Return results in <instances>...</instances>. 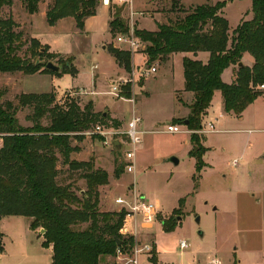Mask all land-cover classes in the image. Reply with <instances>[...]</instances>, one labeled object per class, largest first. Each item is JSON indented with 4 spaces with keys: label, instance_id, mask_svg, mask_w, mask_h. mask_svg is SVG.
Instances as JSON below:
<instances>
[{
    "label": "rangeland",
    "instance_id": "obj_1",
    "mask_svg": "<svg viewBox=\"0 0 264 264\" xmlns=\"http://www.w3.org/2000/svg\"><path fill=\"white\" fill-rule=\"evenodd\" d=\"M218 1L221 0H113L106 7V13L98 0L94 20L87 18L83 29L77 26L73 16L58 20L55 26L50 25L43 11L48 10L54 0H42L41 10L35 17L27 11L22 0H14L12 5L4 6L0 15L13 18L15 29L22 32L19 49L22 58L32 62L38 57L39 46L43 44L33 37L35 33L56 51L63 52L51 59L44 55L42 61L49 59L59 64L60 58L74 57L72 63L78 69L75 76L69 73L57 76L42 72H0V91L3 93L0 102L10 100L18 106L17 117L23 125H32L28 116L33 110L19 105L18 97L23 92L53 91L58 104L74 99L82 108L92 100L95 107V102L99 103L97 108L94 107L98 112L113 110L122 117L125 121L122 130L127 128L134 107L136 114L142 117V141L136 147L135 172L125 169L124 153L131 146L125 144L118 149L111 144L112 137L125 139L122 133L111 137L95 133L93 128L87 130L83 140L73 141L81 148L73 152L72 157L95 160L99 157V163L107 170L109 183L99 187L100 211L124 210L127 214V206L117 203V196L131 201L135 194L151 201H161L162 207L154 223L143 227L139 220L138 234L133 233L129 223L127 225L134 242L152 246L150 253L142 257L144 264H264L263 87H259L263 93L241 116L226 114L218 105L211 109L204 119L203 130L197 131L202 146L207 147L203 155L204 167L198 171L196 158L189 154L191 130L184 124H178L182 129L180 132L162 130L175 122L172 121L174 116L184 113L179 97L186 101L190 99L189 93L179 92L185 82L183 65L179 66L176 61L173 70L161 65L158 72L148 75L147 69L158 67L159 62L149 65L141 46L130 51V71L124 68V64H119L125 70V78H133V81L125 83L124 77H112L116 68L111 49H127V46L117 41L119 33L110 32L108 17L111 20L119 12L130 27L156 28V22L174 20L197 5ZM248 6V0H226L222 14L237 21L240 11ZM107 38L104 48L111 55L101 47ZM32 39L38 40L39 46H34ZM112 83L121 85L119 95L109 92ZM216 117L220 119L217 124ZM211 120L215 121L216 130L208 132L206 128ZM42 121L47 124L49 119ZM106 140L110 143L106 144ZM172 157L178 158L179 163L172 162ZM59 165L62 167L61 162ZM116 166L122 171L121 175L125 172L122 177L115 174ZM66 168L64 165L63 169ZM77 186L84 191L85 180H78ZM24 217L10 218L17 221L15 224L5 223L13 242L8 236L4 240L7 252L0 256V264L18 263L25 238ZM182 240L187 243L185 248L180 246ZM112 260L111 264H117Z\"/></svg>",
    "mask_w": 264,
    "mask_h": 264
},
{
    "label": "trees",
    "instance_id": "obj_2",
    "mask_svg": "<svg viewBox=\"0 0 264 264\" xmlns=\"http://www.w3.org/2000/svg\"><path fill=\"white\" fill-rule=\"evenodd\" d=\"M13 1L0 0V15L4 6L12 5ZM22 1L33 14L38 12L42 0ZM98 3V0H54L47 10V21L55 25L58 20L73 16L83 29L85 18L97 13ZM225 5L226 1L197 5L184 16L159 23L155 31L134 28L143 42L149 65L175 52H210L205 63L184 57L185 90L192 91L194 98L190 103L183 102L189 114L172 120L191 130L189 154L196 158L198 171L204 167L207 147L202 146L197 131L203 127V117L215 91L222 92L225 111L236 116H241L263 93L259 87L264 84V0H252L253 17L243 19L232 35L228 19L219 13ZM109 26L112 34L129 30L119 12ZM15 28L13 18L0 17V72L77 74L78 69L72 63L74 57L60 58L59 72L48 69V60L61 53L49 52V46H39L36 39L31 42L39 46L38 57L32 62L22 58L19 49L23 34ZM246 52L253 56L254 64L238 66ZM111 53L130 71V50L112 48ZM44 55L49 57L47 61H42ZM231 65L237 67V75L232 83H226L222 73ZM2 95L0 91V98ZM18 99L20 106L33 109L28 116L32 125L25 126L19 121L18 106L12 101L0 102V221L5 216L21 215L31 219L32 229L45 228L43 246L52 245V264H101L107 256H116L118 249L129 252L133 236L121 232L126 212L99 210V187L109 183L107 170L96 167L93 158L72 157L81 148L73 141L83 140L85 131L96 124L119 129L121 121L109 113L96 111L92 100L84 108L74 99L58 104L53 91L23 92ZM44 118L49 119L47 124L43 123ZM121 173L116 166L115 174L119 177ZM81 179L86 182L84 191L77 186Z\"/></svg>",
    "mask_w": 264,
    "mask_h": 264
},
{
    "label": "crops",
    "instance_id": "obj_3",
    "mask_svg": "<svg viewBox=\"0 0 264 264\" xmlns=\"http://www.w3.org/2000/svg\"><path fill=\"white\" fill-rule=\"evenodd\" d=\"M99 1L101 3V0H99ZM221 1H226V0H221ZM248 2H249V6L246 8V10L244 9V10H241L240 11V14H239V17H238L237 21H232L229 15H226V14L223 15L222 14V10H223V8L226 5L219 11V13L222 16L226 17L228 19V21H229V33H230V35L233 34V31L237 28V26L241 23V21L243 19H251L253 17V13H252V0H248ZM250 4H251V6H250ZM101 6L104 9V11L107 13V10H106V7L107 6L103 5L102 3H101ZM40 10H41V5L39 6L38 12ZM99 10H100V8H99ZM38 12L33 13V16L35 17V15ZM46 13H47V9L46 10L44 9V11H43L44 17L46 16ZM95 15L89 16L90 18L87 17L88 20L93 21L94 20L93 17ZM68 18H70V17L62 18V19L59 20V22L60 21L67 20ZM87 18L85 19V22H86ZM109 21H110V17H108V26H109ZM159 23H164V22H156V28L148 27L147 30H152V31L157 30ZM55 25H53V26H55ZM109 29H110V26H109ZM85 30H86V28H85ZM33 37L36 38V39H39L40 42L43 45H48L49 46V52H57V53L63 54V52L56 51L51 44H49L48 42L44 41L42 38L38 37L35 33L33 34ZM108 39L109 38L104 39L102 41V44H101V47L105 51H107V53H108V50L104 48V45H105L104 42L106 40H108ZM230 42H231V40H230ZM108 54H110V53H108ZM111 56L113 58L114 65H115V68H116L115 69V72H114V75L112 77L119 76V77H124L125 78V76H124L125 70L123 69V67L119 66V63L117 62V60L115 59V57L113 55H111ZM185 56L190 57L192 59L201 60L202 62L205 63L210 58V52L209 51H198V52L188 51V52H175V53H172V54L168 55L165 59L158 60L159 65L157 67V71L156 72H158V70L161 67V65H167L170 69L173 70L176 61L179 63V66H181V64L183 65V59H184ZM241 62H242L243 65L252 66L254 64V58H253V56L249 52H246V53H244ZM183 75H184V66H183ZM236 75H237V67L235 65H231V66H229L228 68H226L223 71V73H222V79L226 83H232L235 80ZM97 78H98V75L96 74L94 76L95 85L97 84ZM184 81H185V77H184ZM77 87H81V86H77ZM181 91H185V92L189 93L190 94V99L186 101L183 98H180L179 97V101H180V103H182V105L185 108V110H184V113L182 115H180V116H174L173 118H184V117H186L189 114V108L187 106H185L183 104V102L190 103L193 100V98H194V93L192 91L185 90V82H184L183 88L180 89L179 92H181ZM94 93H96V91ZM125 100H127V99H125ZM128 101H131V100L129 99ZM98 104L99 103L95 102L96 107L95 106L94 107L97 108L98 107ZM216 105H218L224 113L229 114V115H235L234 113H230V112H226L225 111L224 104H223L222 92L220 90H216L215 93H214V96H213L212 103H211L210 107L208 108L207 113L203 117V122H204V119L209 115L211 109L213 107H215ZM134 109H135V107H134ZM96 111H98V110H96ZM105 113H109L112 118L119 119L121 121L120 128L121 129L124 128L125 121H124V119L122 117L118 116L113 110H110V112H105ZM214 120L216 121V124H217V122L220 119H219V117H216V118H214ZM116 141L117 140H115V142ZM189 142H190V137H189ZM121 146H122V142L120 141V146H119L120 148H118V149H121ZM76 159H78V160H88V159H84V158H76ZM98 160H99V157L97 158V160H95L96 167H102V168H104L99 163ZM206 163H208V162H206ZM208 165H210V163H208ZM123 174L121 175V177L123 176ZM156 202H158V204L162 207L161 201H159V199L156 200ZM15 216H21V215H11L10 217L9 216H5L0 221V233H2V241H3V251L0 252V256L5 255V253L7 252V250H6L5 246H4V244H5L4 243V240L8 236V233H7L6 229H5V223H9L10 222V223H14L15 224L17 221L10 219V218L15 217ZM24 219L25 220H23V224L25 225V232H24L25 238H24V242L22 243L23 245L21 246V249H20L21 254H20V258L17 259V261H18L17 264H52V257H53V247H52V245H50L48 247L43 246V241L45 240V237H44V235H42L43 233L41 231V228L38 229V230L32 229L31 226H30L31 219L28 218V217L27 218L24 217ZM9 240H11V242H13V240H12L11 237H9ZM111 259H113V260L116 261V256H107L105 258V260L101 264H111Z\"/></svg>",
    "mask_w": 264,
    "mask_h": 264
},
{
    "label": "built area",
    "instance_id": "obj_4",
    "mask_svg": "<svg viewBox=\"0 0 264 264\" xmlns=\"http://www.w3.org/2000/svg\"><path fill=\"white\" fill-rule=\"evenodd\" d=\"M113 0H101V3L105 6L110 5ZM134 12H132V16ZM135 27L129 26V30L126 33H119L117 36V41L123 45L127 46V50L135 51L139 47L143 46L142 40L136 36ZM157 71L156 66H152L147 69L148 75L150 73H154ZM125 83L133 81V78L124 79ZM264 88V84L261 85ZM112 94L119 95L122 92V88L120 84L112 83L111 91ZM94 93V92H93ZM142 117L136 114L135 109H133L132 117L128 121L127 128L122 130L121 128H113V127H105L101 124H96L93 127V132L111 135L115 134H124L125 139L118 138L122 142V145L128 144L131 146L124 153L125 158V169L127 172H135L136 164H135V155H136V147L142 141V133L141 129ZM203 130V128H201ZM206 131H215L216 125L213 120L208 122V128ZM167 132H180L182 129L176 123H170L166 126V128L162 129ZM187 131V129H185ZM115 139L112 137L111 144L114 145ZM106 144H109V141H105ZM236 161V160H235ZM117 203H121L127 206L129 212H127L125 217V223L121 228V232L123 234H128V223L130 224L133 233L138 234V222L141 220L143 222V227L149 226L154 223L157 219V215L159 213L160 205L156 201H151L147 199L145 196H137L134 194L133 200L129 201L126 198L118 197L116 198ZM130 219V221H129ZM129 221V222H128ZM181 248H185L187 243L185 240H182L180 243ZM152 246L149 243H141L134 242L132 249L129 252L122 251L121 249L117 250L116 254V263L117 264H144L143 256H146L147 253H150ZM218 263V261H214Z\"/></svg>",
    "mask_w": 264,
    "mask_h": 264
},
{
    "label": "water",
    "instance_id": "obj_5",
    "mask_svg": "<svg viewBox=\"0 0 264 264\" xmlns=\"http://www.w3.org/2000/svg\"><path fill=\"white\" fill-rule=\"evenodd\" d=\"M242 62L239 63V66H242ZM46 67L52 71H55V72H59L61 70V66L58 65V64H55L54 62L52 61H49L47 64H46ZM188 123V120L185 121V124ZM114 145L117 147V148H120V141L117 140L116 142H114ZM171 161L174 162L175 164H178L179 163V160L178 158L176 157H172L171 158ZM197 221H200V218H197ZM41 231L42 233H45V228H41ZM117 239V238H116ZM118 240V239H117Z\"/></svg>",
    "mask_w": 264,
    "mask_h": 264
}]
</instances>
